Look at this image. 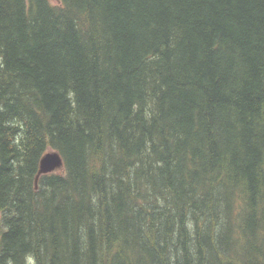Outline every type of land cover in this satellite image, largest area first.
Returning <instances> with one entry per match:
<instances>
[{"label": "trees", "instance_id": "trees-1", "mask_svg": "<svg viewBox=\"0 0 264 264\" xmlns=\"http://www.w3.org/2000/svg\"><path fill=\"white\" fill-rule=\"evenodd\" d=\"M0 264H264V0H0Z\"/></svg>", "mask_w": 264, "mask_h": 264}, {"label": "water", "instance_id": "water-1", "mask_svg": "<svg viewBox=\"0 0 264 264\" xmlns=\"http://www.w3.org/2000/svg\"><path fill=\"white\" fill-rule=\"evenodd\" d=\"M64 163L58 152H49L42 157L39 165V172L36 177V183L41 175L53 173L63 169Z\"/></svg>", "mask_w": 264, "mask_h": 264}, {"label": "rangeland", "instance_id": "rangeland-1", "mask_svg": "<svg viewBox=\"0 0 264 264\" xmlns=\"http://www.w3.org/2000/svg\"><path fill=\"white\" fill-rule=\"evenodd\" d=\"M52 2H57V0H51Z\"/></svg>", "mask_w": 264, "mask_h": 264}]
</instances>
